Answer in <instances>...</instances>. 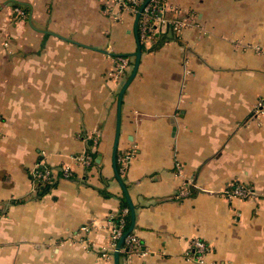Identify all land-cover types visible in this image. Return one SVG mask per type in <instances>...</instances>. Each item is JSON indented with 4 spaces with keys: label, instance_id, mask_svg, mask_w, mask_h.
Listing matches in <instances>:
<instances>
[{
    "label": "crops",
    "instance_id": "crops-1",
    "mask_svg": "<svg viewBox=\"0 0 264 264\" xmlns=\"http://www.w3.org/2000/svg\"><path fill=\"white\" fill-rule=\"evenodd\" d=\"M162 1L194 25L140 40L118 167L142 250L120 264H200L196 238L206 264H264V0ZM113 5L0 0V264H115L101 250L122 209L112 152L132 67L111 72L118 56L133 64L137 15ZM84 151L93 165L73 158ZM39 162L73 176L35 184ZM235 182L259 194L229 199Z\"/></svg>",
    "mask_w": 264,
    "mask_h": 264
},
{
    "label": "built area",
    "instance_id": "built-area-1",
    "mask_svg": "<svg viewBox=\"0 0 264 264\" xmlns=\"http://www.w3.org/2000/svg\"><path fill=\"white\" fill-rule=\"evenodd\" d=\"M144 0H113V7L110 8V12L116 19L120 18V12L123 10H129L134 15L139 13L141 4ZM172 6L162 0H150L140 12L138 21L139 37L140 40H154L157 36L163 35L169 30L179 36L182 30L190 25H194L192 20H189L186 16L177 14H170ZM20 14L25 15V12L20 8H16ZM179 13L178 10H175ZM132 60L130 57L121 55L116 58L114 70L111 72L114 79L119 80L125 76L132 67ZM254 114L259 116L264 114V96L258 98L255 105ZM89 137V136H88ZM93 139V137H89ZM132 156V153H127L124 157L126 161ZM73 158L84 164L85 166H91L94 163V155L91 151H84L79 154H75ZM122 157L118 156V162L122 161ZM32 178L35 184L38 185H52L59 177H72L73 170L70 166H61L56 169L48 166L43 162L37 163L31 171ZM184 194V191H181ZM229 199L232 198H249L256 197L259 192L248 184L235 182L224 192ZM128 217H130L129 208H123L116 214H112L108 220L107 225L109 228V238L106 247L101 250L102 257L106 259H112L114 252L117 250L118 242L120 238L128 229ZM88 225L82 226V229L87 230ZM208 244L200 239L196 238L192 241L191 252L189 256L195 258L200 264H206L205 256L209 251ZM120 253L129 256L133 252H140V243L136 235L132 232L127 234L120 247Z\"/></svg>",
    "mask_w": 264,
    "mask_h": 264
},
{
    "label": "water",
    "instance_id": "water-1",
    "mask_svg": "<svg viewBox=\"0 0 264 264\" xmlns=\"http://www.w3.org/2000/svg\"><path fill=\"white\" fill-rule=\"evenodd\" d=\"M150 0H144L143 3L141 4L139 13L136 16L135 20V34H136V39H137V50L133 54L134 56V61L132 65L131 72L129 76L122 82V88L119 92L118 95V102H117V118H116V128H115V137H114V144H113V152H112V160H113V167H114V172L115 176L117 178V181L119 182L126 202L128 204L129 210H130V223L127 231L124 233V235L120 238L117 246V250L114 252V263L115 264H120V258H121V253H120V247L122 246L123 240L127 234L132 232V230L135 228V218H136V208L135 204L133 203L131 199V195L129 193L128 187L125 184V181L123 179V176L120 173L119 167H118V146H119V138H120V132H121V116H122V102H123V96L124 93L137 74V71L139 69V64L141 60V55H142V45L139 37V32H138V21L140 17V12L143 10L144 6L149 2ZM261 192V191H260Z\"/></svg>",
    "mask_w": 264,
    "mask_h": 264
},
{
    "label": "trees",
    "instance_id": "trees-1",
    "mask_svg": "<svg viewBox=\"0 0 264 264\" xmlns=\"http://www.w3.org/2000/svg\"><path fill=\"white\" fill-rule=\"evenodd\" d=\"M123 208H129L124 195L122 196V209ZM129 223H130V217H128V227H129Z\"/></svg>",
    "mask_w": 264,
    "mask_h": 264
}]
</instances>
